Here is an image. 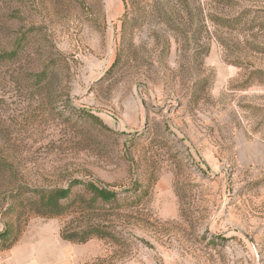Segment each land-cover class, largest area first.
Here are the masks:
<instances>
[{"label": "rangeland", "instance_id": "1", "mask_svg": "<svg viewBox=\"0 0 264 264\" xmlns=\"http://www.w3.org/2000/svg\"><path fill=\"white\" fill-rule=\"evenodd\" d=\"M15 50L0 264H264V0H0V56ZM74 181L148 195L53 219L13 209ZM94 217L114 239L61 238Z\"/></svg>", "mask_w": 264, "mask_h": 264}, {"label": "trees", "instance_id": "2", "mask_svg": "<svg viewBox=\"0 0 264 264\" xmlns=\"http://www.w3.org/2000/svg\"><path fill=\"white\" fill-rule=\"evenodd\" d=\"M17 53L18 51L15 50L11 54L0 56V66L15 61L18 57L16 56ZM119 62L120 60L118 59L112 68L115 69ZM77 185L84 186L91 198L84 195L74 196L72 187ZM32 193L24 202L14 201L13 209L15 211H19V209L31 210L35 214L48 219L64 217L72 213L80 215L82 213H91V211L93 214L102 213L108 206L119 203L135 207L140 205L142 200L148 195V191L143 190L138 183L131 189L124 190L123 193L126 195L121 198L120 194L106 186L95 183H82L80 181H74L67 189L37 190L32 191ZM79 229L64 230L61 238L69 243L84 244L92 239L108 240L115 237L112 232L113 228L97 217L85 220ZM7 234V231L1 234L0 239L6 241Z\"/></svg>", "mask_w": 264, "mask_h": 264}]
</instances>
